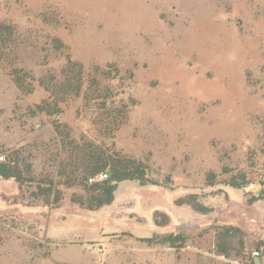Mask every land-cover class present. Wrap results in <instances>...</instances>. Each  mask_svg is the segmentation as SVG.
<instances>
[{
    "label": "rangeland",
    "instance_id": "374dc122",
    "mask_svg": "<svg viewBox=\"0 0 264 264\" xmlns=\"http://www.w3.org/2000/svg\"><path fill=\"white\" fill-rule=\"evenodd\" d=\"M84 143L147 181L87 209ZM0 151V264H264V0H0Z\"/></svg>",
    "mask_w": 264,
    "mask_h": 264
},
{
    "label": "trees",
    "instance_id": "16d2710c",
    "mask_svg": "<svg viewBox=\"0 0 264 264\" xmlns=\"http://www.w3.org/2000/svg\"><path fill=\"white\" fill-rule=\"evenodd\" d=\"M70 63V58H68ZM42 104L38 106L43 110ZM56 131L61 133L60 125L57 124ZM90 144V143H89ZM81 155H79L78 165H81V175L78 180L86 193L84 199L87 209H97L99 207L110 204L114 198V192L117 188V183L124 180H138L142 184L147 181L146 166L141 160L130 157L128 155L120 154L117 151L102 149L84 143L80 148ZM29 171V170H27ZM23 169L19 166L18 161L12 155H3L0 151V178H13L18 183H23L25 180L23 176ZM73 171L71 175H74ZM106 174L105 178H100L101 174ZM52 184V182H50ZM40 191L48 193L52 192V188H41ZM229 227H222V230L217 233L216 248L222 255H229V250L233 245L232 238L234 235L230 233ZM185 238L182 234H164L161 236V243H169L175 245L176 242H183ZM147 243H153L152 238H143ZM242 247V243H240ZM236 248V247H235Z\"/></svg>",
    "mask_w": 264,
    "mask_h": 264
},
{
    "label": "built area",
    "instance_id": "2783aa9c",
    "mask_svg": "<svg viewBox=\"0 0 264 264\" xmlns=\"http://www.w3.org/2000/svg\"><path fill=\"white\" fill-rule=\"evenodd\" d=\"M105 177H106L105 173L100 175V178H105ZM251 254H252V256H258L259 255V251L258 250H253L251 252Z\"/></svg>",
    "mask_w": 264,
    "mask_h": 264
},
{
    "label": "crops",
    "instance_id": "0c3cea01",
    "mask_svg": "<svg viewBox=\"0 0 264 264\" xmlns=\"http://www.w3.org/2000/svg\"><path fill=\"white\" fill-rule=\"evenodd\" d=\"M253 257H256V256H253Z\"/></svg>",
    "mask_w": 264,
    "mask_h": 264
}]
</instances>
